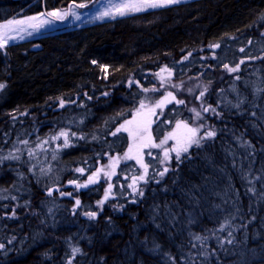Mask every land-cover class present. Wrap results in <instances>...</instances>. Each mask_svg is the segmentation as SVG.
<instances>
[{
    "label": "trees",
    "instance_id": "1",
    "mask_svg": "<svg viewBox=\"0 0 264 264\" xmlns=\"http://www.w3.org/2000/svg\"><path fill=\"white\" fill-rule=\"evenodd\" d=\"M81 3L0 0V22ZM192 78L208 82L216 135L179 161L146 157L137 192L132 159L109 179V157L128 150L122 122ZM0 83V264H264V0H189L9 43ZM56 134L50 159L39 141Z\"/></svg>",
    "mask_w": 264,
    "mask_h": 264
},
{
    "label": "rangeland",
    "instance_id": "2",
    "mask_svg": "<svg viewBox=\"0 0 264 264\" xmlns=\"http://www.w3.org/2000/svg\"><path fill=\"white\" fill-rule=\"evenodd\" d=\"M186 1H189V0H181V2H186ZM120 2L121 0H94L93 3H91L90 5L84 8H76V7H72L73 6L72 5L69 8H57V9L49 10L48 12L56 11V10H59L61 12H67L68 15L65 17L64 20H52L51 17H43V18L51 20L52 22L50 24H45L42 28H40L37 31H33V29L29 27V23H32V22L26 21V23L21 26L25 28V32H21L19 34L15 32L10 33L11 35L16 36V39L10 40L8 44L37 38L44 34H54V33H58L63 30L72 29L75 27H81L87 24L101 22L104 20H109V19H113L116 17H120L119 15H115V16L104 17L103 19L95 18L97 16H100V14L106 9H108L111 6V4H116ZM145 10H150V9H145ZM73 12H75V14L80 17L79 20H77L72 15ZM40 13L42 12L30 14V15H21V16L13 17L9 20H13V19L26 20L27 17L37 16ZM131 13H136V12H130V13H127L126 15L131 14ZM6 21L0 22V24H4ZM28 32H31L32 35H28L27 34ZM20 36H23L24 38L20 39L19 38ZM215 48L216 47H212V46L209 48L210 55L213 56V50ZM166 78H168L167 75H166ZM222 79H223L222 81L225 80V75L223 76ZM186 80L187 81L183 83V86L181 89L182 93L180 92L174 93L172 91V92H166L159 96L154 97V92H153L154 89L151 90L150 95L147 96L143 101H141L144 103L145 108L141 109L140 112L137 113V110L140 109V106H141V102L138 103V105L133 109L130 117H128V119L125 120V121H133L135 117V121L133 122V124L127 125V127L131 131H133V133H136L137 124L141 122L147 129L146 131H143L142 133L136 135L135 139L129 136L128 131L122 130L126 133L129 139L128 150L126 153H128L129 151V146L132 145L133 146L132 156L136 157L137 155H139V157L142 158L143 163L147 165V170L149 169V162L148 160H146V157L148 159V157L150 156L149 153H151L152 156L155 153L159 154L163 162L164 150L172 148L176 143L174 139H169L167 143L161 145L160 147H151V146L140 147L144 143H149V139H148L149 137H150V144L160 145V142L164 140L165 137L168 136L170 133L175 132L177 135H180L183 132V129H177L178 121H183L187 123L190 127L199 128V132L197 135L200 137H203L206 134V132H208L205 128V124L207 122L206 115H210V113L212 115L214 113L212 109H215L214 106H212L211 104L210 105L207 104L208 103L206 99L207 94H205L206 92L204 91V87L207 85L208 82H206L204 79L200 80V79L192 78V79H186ZM201 92L204 93L203 96H201ZM168 93H171L172 96L175 97V99H171L169 97L168 102L164 103L162 107H156L157 102L167 97ZM178 100H183L184 103L183 104L177 103ZM172 106L176 107V112L173 115V118L170 121L169 119H167L168 122L166 123V125H164L162 124L163 119L167 117V113L170 111V108ZM204 108H209V111L205 112ZM197 112L200 113L199 118L196 117ZM125 121H123L122 124H125ZM159 123L164 126H163V130L161 131L160 135L156 136L155 128L157 124ZM53 137H54L53 139L47 140V138H44L39 141L41 148L45 149V152H47L45 153V155L49 157L50 159L56 157V153L58 151L57 149L59 148V142H58L59 134H56ZM40 138L41 137H36L35 141L39 140ZM32 139L33 138L29 135V137H25L23 140L15 142L13 147L11 148V151L5 152L7 154L3 155V158L8 159L9 157L15 155L18 152L19 146L21 144L23 145L31 144ZM206 140L207 138L203 139L200 144L204 143ZM193 146H197V145H193ZM182 154H185V153H182ZM169 156H170V159L167 162H170L175 157V153L170 152ZM124 157L125 155L124 156L116 155V156L109 157L108 161L106 162L105 168L108 170L109 173L113 172L116 166V161L117 160L120 161L121 159L125 160ZM130 159L137 162L136 158H130ZM163 163H166V162H163ZM144 171L145 170L141 172L143 176L145 175ZM133 175L137 177L138 173L136 172Z\"/></svg>",
    "mask_w": 264,
    "mask_h": 264
},
{
    "label": "snow or ice",
    "instance_id": "3",
    "mask_svg": "<svg viewBox=\"0 0 264 264\" xmlns=\"http://www.w3.org/2000/svg\"><path fill=\"white\" fill-rule=\"evenodd\" d=\"M181 0H121L120 3H116V4H111V6L106 9L105 11H103L100 16L95 17L96 19H103L104 17H109V16H115V15H119V16H124L127 13L130 12H140V11H144L145 9H155V8H160V7H166L169 5H173V4H178L180 3ZM72 7H76V8H84L86 7L85 4L81 3V4H75ZM71 10V9H70ZM68 15L67 12H61L59 10L56 11H50V12H46V13H40L37 16H31V17H27L26 20H7L4 24H0V49H3L10 40H15L16 36L11 35L10 33L15 32L17 34L21 33V32H25V28L21 27L22 25H24L27 22H32L29 23V27H31L33 29V31H37L40 28H42L45 24H50L52 21L43 17H51L52 20H64L65 17ZM72 15L79 20L80 17L77 16L75 14V12L72 13ZM28 35H32L31 32L27 33ZM20 39H23V36L19 37ZM212 47H218V45H212ZM241 51H243V49H241ZM185 59H187V57H185ZM93 63H96V61H93ZM241 63H243V61H241ZM225 69L228 72H236L239 69V65H237L235 68H230L227 64L224 65ZM161 71H167V69H161ZM157 75H159V73H157ZM169 75H171V73H169ZM5 85L3 83H0V90L4 89ZM155 90V89H154ZM204 93L201 92V96H203ZM169 97L171 99H175L174 96H172L171 93H168L167 97H165L163 100L158 101L156 104V107H162L164 103L168 102ZM63 101H61V106H63ZM177 103L183 104L184 101L183 100H178ZM145 105L143 102H141V106L140 109L137 110V113L140 112L141 109H144ZM151 111V110H150ZM195 111V110H193ZM204 111L207 112L209 111V108H204ZM213 112H215V109H212ZM196 117L199 118L200 117V113L197 112L196 113ZM135 121V117L133 119V121H125V124H122L120 126V128L117 129V132L124 130V131H128L129 132V136L133 139H135L136 135L142 133L143 131H146V127L143 125V123H138L137 127H136V133H133V131H131L127 125H131L133 124V122ZM150 122V121H149ZM177 129H183V132L180 135H177L175 132L174 133H170L168 136L165 137L164 140H162L160 142V145H156V144H150V137L149 139V143H144L142 144L140 147H160L161 145L167 143V141L169 139H174L176 141L175 145L170 148V149H165L164 150V154H163V162H167L170 159L169 153L170 152H174L175 153V158L179 161L181 158V154L182 153H187L189 151V148L193 145H197L199 146V144L201 143V141L203 139L206 138H212L216 135V133L214 131H208L206 132V134L203 137L198 136V132H199V128L196 127H190L187 123L183 122V121H178L177 122ZM116 133H113V135H115ZM61 135L63 136H67L66 133H61ZM68 141L67 139H65V146H67ZM132 149L133 146L130 145L129 146V151L128 153L125 154V158H136L137 159V163H139L141 165V167L145 170V174L147 172V165L143 163L142 158L139 157V155H137L136 157L132 156ZM149 155H151V153H149ZM13 159H17L18 157H11ZM116 163H118V160L116 161ZM77 171L83 172V169H77ZM99 169L97 170V173H94L93 176L89 177V183H95L96 178H98V173H99ZM168 169L165 168L164 172H161L160 175L163 176L165 172H167ZM114 171L109 173V172H105V175L108 176V178H111V175H114ZM137 180H144V176L141 175L138 178H133V183L129 185L130 188H132L133 192H137L136 189V182ZM71 183V182H70ZM87 185H77V187H86ZM111 191V185H109V188L106 190L105 192V197L104 200L99 201V204H103L105 200L108 199L109 193ZM51 194V192H49V195ZM139 195H143V192H139ZM61 195H64V193H61ZM76 204L79 205L80 201L77 200ZM86 215H88L90 218H95L96 217V213L95 212H90L87 213ZM224 225H221V230H223ZM196 239H201V237H196ZM4 245L0 244V248H3ZM80 251V249L78 248H73L72 249V254L73 256H75L76 253H78ZM68 264H72V261L69 260Z\"/></svg>",
    "mask_w": 264,
    "mask_h": 264
},
{
    "label": "water",
    "instance_id": "4",
    "mask_svg": "<svg viewBox=\"0 0 264 264\" xmlns=\"http://www.w3.org/2000/svg\"><path fill=\"white\" fill-rule=\"evenodd\" d=\"M91 1H93V0H91Z\"/></svg>",
    "mask_w": 264,
    "mask_h": 264
}]
</instances>
